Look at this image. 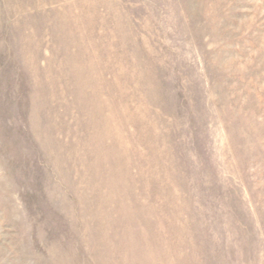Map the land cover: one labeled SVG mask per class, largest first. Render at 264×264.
<instances>
[{
	"label": "rangeland",
	"instance_id": "1",
	"mask_svg": "<svg viewBox=\"0 0 264 264\" xmlns=\"http://www.w3.org/2000/svg\"><path fill=\"white\" fill-rule=\"evenodd\" d=\"M0 264H264V0H0Z\"/></svg>",
	"mask_w": 264,
	"mask_h": 264
}]
</instances>
